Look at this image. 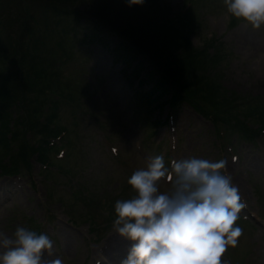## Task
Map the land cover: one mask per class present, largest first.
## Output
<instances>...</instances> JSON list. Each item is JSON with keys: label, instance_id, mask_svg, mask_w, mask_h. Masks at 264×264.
Instances as JSON below:
<instances>
[{"label": "rangeland", "instance_id": "obj_1", "mask_svg": "<svg viewBox=\"0 0 264 264\" xmlns=\"http://www.w3.org/2000/svg\"><path fill=\"white\" fill-rule=\"evenodd\" d=\"M159 3L167 13H189L188 20L194 22L190 21L188 29L194 48L216 41L224 47V60L214 70L228 95L237 100L236 106L264 97V25L253 29L233 18L223 0ZM24 4L37 19L35 33L26 41L40 47L43 59L54 61L48 60L62 92L55 124L67 132H61L62 140H51L55 144L48 167L32 156L30 168L23 167L19 174H0V233L11 236L18 226L35 230L36 224L53 241V255L45 254V261L58 256L64 264H97L98 260L119 264L116 258L128 251L131 242L113 228L114 205L135 195L127 183L134 170L155 155H163L166 165L192 156L225 159L224 172L232 177L246 207L236 222L243 234L235 247L227 248L222 264H264V133L249 139L234 124L240 120L257 131L264 125L243 117L248 108L235 111L232 106L219 110L226 111L230 122H220L218 127L187 102L177 106L176 118L165 124L168 105L151 111L141 103L151 88V68L146 62L139 70L143 56L137 50L123 54V38L103 27L94 29L88 17L60 18L43 13L31 0ZM76 8L85 13L91 4ZM64 49L69 50V58ZM154 120L161 123L154 124ZM27 136L37 147L38 138L30 128ZM10 157L3 164H9ZM161 186L167 189L168 184ZM86 191L91 194L85 195Z\"/></svg>", "mask_w": 264, "mask_h": 264}, {"label": "trees", "instance_id": "obj_2", "mask_svg": "<svg viewBox=\"0 0 264 264\" xmlns=\"http://www.w3.org/2000/svg\"><path fill=\"white\" fill-rule=\"evenodd\" d=\"M21 1L0 0V174H17L23 167L30 168L32 156L49 165V153L55 144L51 140L60 137L64 130L55 124L62 92L58 91L56 73L50 64L54 61L47 57L43 59L40 47L26 41L28 35L35 33L37 19L34 12L27 11L24 0ZM31 1L32 6H37L43 13L49 12L60 18L72 14L78 18L88 17L86 19L93 22L94 29L103 27L117 33L124 39L122 46H125L123 54L126 56L131 55L133 49L137 50L143 56L139 70L146 62L151 68L148 73L151 88L142 95L141 102L151 111L163 110L168 105L172 112H177V106L187 102L220 127V122L229 124L230 121L226 111L219 110L233 106L235 111L248 108L241 110L243 117L264 125V97L256 98L258 100L253 103L251 99L243 100L236 106L237 100L228 95L222 77L214 70L224 60V47L216 41L211 46L194 48L188 30L194 22L188 20V12L167 13L159 0H144L142 5L132 6L127 0ZM82 3L91 4L85 13L76 8ZM6 14L8 20L4 18ZM63 53L67 57L70 54L68 49ZM141 84H145L144 80ZM243 103L247 104L242 106ZM234 125L249 139L259 137L264 131L248 128L240 120ZM28 128L38 138L37 147L30 144ZM7 155L11 156V162L3 164ZM34 227L39 233L38 225Z\"/></svg>", "mask_w": 264, "mask_h": 264}, {"label": "clouds", "instance_id": "obj_3", "mask_svg": "<svg viewBox=\"0 0 264 264\" xmlns=\"http://www.w3.org/2000/svg\"><path fill=\"white\" fill-rule=\"evenodd\" d=\"M129 6L144 0H127ZM227 13L253 29L264 25V0H223ZM225 159H173L151 156L127 183L135 195L115 202L113 228L130 241L120 264H222L243 229L237 225L246 207ZM162 182L168 184L162 189ZM53 255L47 233L18 226L11 236L0 233V264H64ZM101 258L106 260V257ZM100 264V261H97Z\"/></svg>", "mask_w": 264, "mask_h": 264}, {"label": "bare ground", "instance_id": "obj_4", "mask_svg": "<svg viewBox=\"0 0 264 264\" xmlns=\"http://www.w3.org/2000/svg\"><path fill=\"white\" fill-rule=\"evenodd\" d=\"M259 43V42H258ZM254 45H256V47L257 46H260V45H257L256 43L254 44ZM113 243V240L110 242V246H111V244ZM123 256L121 257V256H118V258H116V260H117V262L120 264V261L122 260V259H124V258H126V255H127V252L126 251H124L123 250ZM104 264H108L107 262L106 263H104Z\"/></svg>", "mask_w": 264, "mask_h": 264}]
</instances>
